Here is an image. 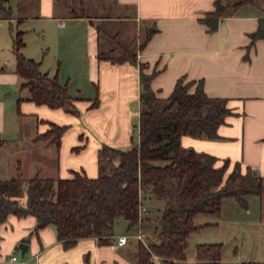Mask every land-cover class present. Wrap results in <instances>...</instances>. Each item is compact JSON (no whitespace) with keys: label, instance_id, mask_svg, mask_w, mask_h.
Masks as SVG:
<instances>
[{"label":"crops","instance_id":"crops-1","mask_svg":"<svg viewBox=\"0 0 264 264\" xmlns=\"http://www.w3.org/2000/svg\"><path fill=\"white\" fill-rule=\"evenodd\" d=\"M215 1L15 0V15L11 13L8 18L0 17V62L10 60L14 53L10 30L13 21L20 25L35 21L47 34L45 41L48 49L53 50L56 62L53 67L46 66V55L36 57L31 51H25L26 56L40 61L41 69L50 75L58 73L60 82H68L69 89L73 87L82 92L83 85L79 82L82 78L94 88L91 95H79L83 97L77 101L81 110L79 115L29 100H22L20 104L17 102L20 117L36 119V132L31 130L30 135L26 136L31 143L29 148L27 143L20 141L22 133L15 122L10 121L13 131H7V109L0 98V166L3 168V164H6L4 167H8L10 174L8 178L17 174L18 165L24 175L29 165L36 172L35 175L42 177H70L74 170L97 176L98 152L102 144L124 149L131 147L132 138L139 133L140 68L129 61L112 63L98 57L101 45L109 40L99 38L98 25H102L98 22L132 20L144 36L152 31L143 49H139L141 43L138 41L137 56L139 61L148 63L146 72L159 70L152 86L160 97L167 98L177 79L185 75L187 79H203L210 96L229 99L228 104L234 113L219 126V137L183 135V145L215 155L217 165L229 158L232 161L230 170L235 162L241 163L243 169L251 166L262 177L264 186V39H257L251 44V34L257 30L259 19L264 16V0L229 7L217 30L211 32L199 18L215 9ZM237 1L222 0L230 5ZM6 4L10 6V0ZM73 8L78 11L83 9L86 15L75 17L71 13ZM26 10L34 13L24 14ZM122 33L118 29L114 35ZM107 46V50L115 47L110 42ZM4 70L0 71V87H8L16 82L21 84L16 64L10 72ZM24 91L22 95L27 96L28 91ZM97 94L100 104L91 107ZM44 120L71 124L59 147L45 140H37V134L50 127ZM4 146L7 148L2 150ZM28 149L40 151L39 157L29 161ZM52 159L51 164L49 160ZM247 200L245 207L249 211L252 203L256 206V215L250 218L253 226L250 231L253 230L261 238L251 253L245 256L238 255L239 245L235 244L232 262L241 264L254 260L264 264V246L261 244L264 242V190L262 194L248 196ZM224 207L223 202L220 214H210L218 215L216 218L206 216L207 212L195 217V223L200 228L189 235V243L194 235L197 240L193 257L188 258L186 249L189 262L197 261V245L200 243H222L224 246L223 241L208 239L209 234H196L206 229H212L214 233L223 225L229 226L238 221L239 215H225ZM228 207L231 208L232 204ZM143 217L148 219L141 223L140 228L120 233L130 235L124 245L117 243L119 235L115 233L107 243H101L97 237H86L71 247H65L58 239L54 226L44 227L39 234H35L32 233L37 223L34 215L19 217L11 213L0 225V264H139L140 241L133 235L141 229L147 235L148 244L156 239V233L152 231L155 230L156 215L145 213ZM237 232L233 229L231 233ZM19 242L28 244L25 254H22ZM19 251L24 257H20ZM12 256H17V259L12 260ZM224 260L222 257L221 263L224 264ZM153 264H160V261L156 260Z\"/></svg>","mask_w":264,"mask_h":264},{"label":"trees","instance_id":"trees-1","mask_svg":"<svg viewBox=\"0 0 264 264\" xmlns=\"http://www.w3.org/2000/svg\"><path fill=\"white\" fill-rule=\"evenodd\" d=\"M6 1L0 0V17L8 18L11 7ZM254 1L239 0L230 5L216 0L215 9L199 20L209 31H215L229 7ZM71 13L75 17L86 15L83 9L73 8ZM103 29L98 25L100 39ZM10 30L16 72L22 79L20 88L28 91L27 96L18 98V104L29 100L79 115L77 101L83 97L74 95L68 82L61 83L58 73L50 75L41 69L40 61L24 54L23 30L15 31L12 25ZM151 36L150 30L139 49L147 45ZM261 38L264 39V16L251 34V44ZM137 55V51L121 50L119 46L98 53L100 59L112 63L129 61L140 68L138 139L132 138L128 149L102 144L97 176L74 170L70 177H26L18 165L15 176L0 179V225L11 213L19 217L34 215L37 223L32 233L39 234L42 228L52 225L65 247L86 237L107 243L115 236L114 225L119 219L127 220V232L148 219L141 214V205L147 195L153 194L164 199L166 205L161 215L154 218L156 239L148 245L139 242L138 263L153 264L155 255H159L163 264H222V243H200L197 261L187 260L189 235L200 228L194 219L203 212L220 214L228 197L247 206L248 196L263 193V179L251 166L243 169L241 163L235 162L230 170L229 158L217 165L215 155L182 143L183 135L218 138L219 126L234 113L228 98L210 96L203 79H187L185 75L177 79L171 94L162 98L152 86L159 70L146 72L148 63L139 61ZM99 104L97 94L90 106ZM44 121L50 127L38 133L37 140L59 147L71 124ZM241 264L261 263L246 260Z\"/></svg>","mask_w":264,"mask_h":264},{"label":"rangeland","instance_id":"rangeland-1","mask_svg":"<svg viewBox=\"0 0 264 264\" xmlns=\"http://www.w3.org/2000/svg\"><path fill=\"white\" fill-rule=\"evenodd\" d=\"M11 4L10 7L12 5L11 8V13L13 15H15L16 13V3L15 0H10ZM8 5V4H7ZM27 12H23L24 14H30V13H34L31 12V10H26ZM99 24L102 25V27L106 30L107 33L102 32L101 33V40L102 39H109L105 44L103 43L101 45V50L103 51H107V49H109V47L107 45H109L112 43V45L114 46H119L120 49L122 50L123 48L129 50L130 52H135L138 50V45L144 40L145 36L141 33L140 28H138L136 26V23L134 21H130V20H126L124 22L122 21H106L104 24L99 21ZM12 27L14 28V30H23L24 31V40L26 42V49L23 50L24 54L25 51H31V53H33L34 55H37L36 57H39L38 55H46V66L48 65H54V63L56 62L55 60V54L53 52V50L51 51L50 49H48L47 46V42L45 41L46 35L44 30H42L41 26H38V23L35 21H30V22H26L25 24L20 25L19 22H14L12 23ZM120 29L121 32L123 31L122 35L118 34L114 35V33ZM109 33V34H108ZM110 35V36H108ZM138 41L140 43H138ZM1 53V51H0ZM30 53V52H29ZM26 55V54H25ZM16 61H15V55L13 53V55H11L10 60H7L5 63H1L0 62V71H2V69H5L4 71L10 72V69L15 67ZM46 66H43L44 68ZM52 75V74H51ZM64 77V76H63ZM21 79V77H19ZM73 78H77L76 76H73ZM78 79V78H77ZM79 82H81V85H83V89L82 92H78L76 91L73 87H71L70 91L74 94V95H91V93H93V88L90 84H87L86 79L82 78ZM26 91H24L22 88H20V83L16 82L13 83L11 85H9L8 87L5 86H1L0 87V98L4 100L5 106H6V125H7V131L12 132L14 127L11 124L10 121H12L13 123L15 122V124H17L18 128L21 130L22 133V138H21V142L23 143H27V147L29 148L31 146V143L29 139H26V136H29L31 133V130L33 132H36V119L35 117H20L18 115V98L22 95V93H24ZM166 102H164L163 104H165ZM162 105V104H161ZM137 134L134 135V139L137 140ZM7 147L4 146L2 147V150L6 149ZM2 152H6V151H2ZM39 152L38 150H27V157L29 159V161H31L32 159L36 160L39 157ZM50 163H53V159L49 160ZM1 165V163H0ZM4 165H6L5 163L3 164V168L0 166V179H7L9 177V172H8V167H6L7 169H5ZM8 166V164H7ZM29 168H26L25 170V175H30V176H34L36 174V172H33L32 167L28 165ZM53 169V168H50ZM55 176V175H53ZM25 199V196L23 197V200ZM232 201V202H231ZM224 214L228 215L229 213H233V215H239L238 216V221L234 222L233 224H230L229 226L226 225L224 227V225L221 227L220 230L215 231L214 233L211 232L212 229H206V230H202V231H198L196 234H200V236L202 234H209L211 235L210 238L208 239H212L213 241H223L224 242V246H223V252H222V257L225 259L224 260V264H233L232 260L234 259L233 256V246L235 244L239 245V250H238V255L240 256H245V255H249L251 253L252 248H254L253 246H255L256 244L259 243L260 238L253 233V230L250 231V227H253L250 222V218H252L254 215H256V206L254 205V203H252L250 210H248L247 207L242 206L240 204L237 203V201L233 198V197H228L224 199ZM144 204H146L147 207V211L144 212L148 213L150 215H161L160 213L162 212V209L165 207L166 205V201L162 198H159L153 194H149L144 198ZM229 204H232V207L229 208ZM209 214V215H208ZM206 216H212L213 218L217 217L218 215H210L212 213H208ZM157 223V221H155ZM128 222L125 219H119L115 225H114V231L116 234L120 235V233H123L126 231ZM138 228V227H137ZM237 230L238 232L236 234L232 235V230ZM253 229V228H251ZM153 233H155V230H152ZM130 232V231H129ZM133 232V231H131ZM211 232V233H209ZM195 236H192V238L190 239V243L189 246L187 247V253H188V258L189 257H193L195 255V243H196V239ZM197 238V237H196ZM199 239H206V238H199ZM152 240V239H151ZM147 238H146V242H147ZM141 242V241H140ZM21 242H19L18 244H20ZM149 243V242H147ZM264 246V242L261 243ZM20 250V249H19ZM20 255V257H24L21 254V251H19L18 253ZM228 259V260H226ZM223 264V263H222Z\"/></svg>","mask_w":264,"mask_h":264},{"label":"built area","instance_id":"built-area-1","mask_svg":"<svg viewBox=\"0 0 264 264\" xmlns=\"http://www.w3.org/2000/svg\"><path fill=\"white\" fill-rule=\"evenodd\" d=\"M146 211H147L146 204L143 203L141 205V214H144V212ZM140 227L141 224L139 225V228ZM133 237H135L138 241H141L142 243L148 245V243L146 242L147 235L141 229H139V231L136 234H134ZM129 238H130L129 234H121L117 237V243L120 245H124L129 241ZM11 259L16 260L17 256H12ZM155 259L160 261V264H163L162 258L159 255H155Z\"/></svg>","mask_w":264,"mask_h":264},{"label":"water","instance_id":"water-1","mask_svg":"<svg viewBox=\"0 0 264 264\" xmlns=\"http://www.w3.org/2000/svg\"><path fill=\"white\" fill-rule=\"evenodd\" d=\"M19 248L22 251V254H25V252L28 250V244L26 242H21L19 244Z\"/></svg>","mask_w":264,"mask_h":264}]
</instances>
